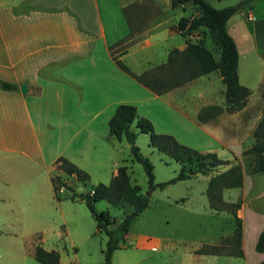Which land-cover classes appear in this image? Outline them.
<instances>
[{
  "label": "crops",
  "instance_id": "crops-1",
  "mask_svg": "<svg viewBox=\"0 0 264 264\" xmlns=\"http://www.w3.org/2000/svg\"><path fill=\"white\" fill-rule=\"evenodd\" d=\"M203 1L215 9L236 8L242 2L227 21L226 28L238 56V82L250 95L240 111L223 112L201 124L195 116L200 108L215 105L205 103V88L214 80L221 82L217 72L183 85H196L194 98L202 101L198 104L201 106L196 105L186 112L182 106L179 109L175 101L178 94L174 92L182 86L157 96L121 71L113 60L120 61L133 75L164 64L169 50H182L186 45V39L175 27L180 18L192 13L193 8L188 4L171 8L169 0H0V82L10 85L9 90L0 89V210L16 193V182L30 177L17 173L18 168L21 171L24 167L41 169L48 174L50 182L57 176L73 189L75 177L56 168L57 158H64L87 175L88 166L103 168L111 162L114 139L108 135L107 122L121 104L135 107L137 116L147 119L158 134L172 135L169 117L179 116L189 125L195 122L208 142L202 153H215L228 162L243 157L241 152L250 148L253 140L250 134L245 146L241 133H252L264 104L263 98V102L252 99L249 86L251 83L256 87L264 85L261 54L264 53V0ZM193 14L196 16L197 11ZM134 56L137 58H132ZM252 60L258 63L259 71L255 70ZM22 86L24 92L20 90ZM223 91L224 85L220 91L222 97ZM252 104H256L257 114L250 111ZM148 105L155 106L156 113L146 109ZM218 106L224 108V102ZM154 121L159 123V130ZM20 125L32 132L33 150L23 134L15 133ZM107 146L110 149L101 156L95 154L96 149ZM90 149L93 152L86 154ZM5 160L11 161L14 172L4 165L2 169ZM226 168L201 177L207 182L210 176ZM110 173L112 177L115 170ZM128 178L132 184L129 174ZM11 180H15V184L5 185ZM263 186L264 183L261 189ZM263 227L264 224L255 231L254 243ZM132 240L140 250L154 252L159 246L158 240L145 236ZM193 256L194 264L245 261V254L243 258ZM256 256L253 264L263 261L264 254ZM218 259L227 261L218 263Z\"/></svg>",
  "mask_w": 264,
  "mask_h": 264
},
{
  "label": "rangeland",
  "instance_id": "rangeland-1",
  "mask_svg": "<svg viewBox=\"0 0 264 264\" xmlns=\"http://www.w3.org/2000/svg\"><path fill=\"white\" fill-rule=\"evenodd\" d=\"M195 10L193 8L189 15L190 18L194 16ZM191 36L195 42L201 41L215 59L218 58V53L210 44L204 30L194 31ZM177 37L180 39L179 36ZM261 54L264 59V53ZM132 58L136 59L137 56ZM252 63L255 70L259 71L258 63L254 60ZM249 86L252 99L263 102L264 85L256 87L257 85L251 83ZM222 87L221 82L217 80L206 87L207 100L205 103L220 105L223 102L220 93ZM196 88V85L182 86L174 92L178 94L175 101L179 109L182 106L183 111L190 112V109L199 103L202 104L201 100L194 98ZM147 108L150 112L156 113L155 106L148 105ZM250 111L258 113L256 104L251 105ZM169 118L171 120L169 126L172 130L170 136L178 144L199 153L204 152L208 142L197 123L189 125L179 116L175 119L174 117ZM154 124L156 130H159V123L154 121ZM131 129L136 131L134 124L131 125ZM15 133L23 134L27 144H31L30 149L33 150L31 131L20 125ZM250 134L242 131L241 138L244 145L249 141ZM134 145L138 148L139 154L152 165L154 185L165 183L178 173L177 163L148 146L146 134L136 132ZM100 149H96L95 154L98 156L108 151L110 146ZM91 152H93L91 149L87 150L86 154H91ZM110 153L111 162H108L105 167H87L90 178L86 182L81 183L75 180V187L72 189L61 180L66 186L56 193L53 191L48 174L46 175L43 170L28 167L22 168V171L21 168L16 170L17 173L29 174L30 177L16 182L17 184L15 180L5 183V185L8 184L7 186L9 183L15 184L17 191L12 199H7L2 204L0 210V264H39L32 256L35 247H40L45 251H54L62 264H103L102 251L106 237L103 233L96 232L95 222L80 197L89 194L97 184L108 185L111 179L110 172L119 166H125L131 183L139 186L143 195L147 193L149 195L146 209L131 222L126 234L128 236L123 237L119 243L120 247L112 253L110 264H194L195 257L192 254L194 249L203 245L217 244L220 238L230 236L233 227L231 216L227 213L212 214L207 209L204 178L192 177L169 184L163 189L148 188L142 167L130 160L128 144L125 141L113 140ZM88 161L89 156L87 155L86 162ZM238 161L243 172L244 185L242 188L224 190L222 199L226 203L239 199L242 203L236 216L241 219L244 230L242 249L245 261L240 259L232 261L235 262L234 264H253L257 260V253L253 250V235L257 228L264 224V196H260L264 194V186L261 189L264 174L251 175L249 173L251 157L243 156ZM3 165L8 167L10 172H14L11 161H2V169H4ZM52 174L49 173V175ZM5 190L2 191L8 192V189ZM257 192L259 194H256ZM72 195H74L73 198H71ZM93 208L96 212H107L116 222L123 217L122 209L104 200L94 202ZM138 236L158 240L157 251L137 249L132 239ZM206 259L213 261L212 258ZM216 261L224 263L227 260L218 259Z\"/></svg>",
  "mask_w": 264,
  "mask_h": 264
},
{
  "label": "trees",
  "instance_id": "trees-1",
  "mask_svg": "<svg viewBox=\"0 0 264 264\" xmlns=\"http://www.w3.org/2000/svg\"><path fill=\"white\" fill-rule=\"evenodd\" d=\"M169 1L171 8L188 4L196 9V16L180 18L175 29L183 38L194 31L204 30L211 45L217 51L218 58L215 59L211 51L201 41L193 43L186 40V45L182 50L171 49L168 51L164 64L145 70L139 75L131 74L120 61L113 59L115 65L157 96L179 88L200 76L217 72L221 83L224 85V108L218 105L204 106L196 113V121L203 124L214 120L223 112L231 114L240 111L245 106L250 91L238 82V56L234 42L228 35L226 28L227 21L238 9L234 6L215 9L203 0ZM247 1L249 0H244V3ZM0 89L9 90L10 85L0 82ZM262 97L264 98V93ZM132 124H134L136 131L131 129ZM107 130L111 138L116 141L123 140L128 144L130 160L142 167L148 188L163 189L169 184L190 179L197 175L208 176L215 170L226 166L227 168L224 171L213 174L208 178L204 196L210 213H227L231 216L233 225L231 234L228 238H220L217 244L199 247L193 251V254L197 256L244 257L242 221L236 217L241 201L237 199L232 203H226L222 199L224 190L242 187L243 174L241 166L235 158L232 162L223 161L215 153H199L178 144L170 135L154 133L151 123L143 117H138L135 107L131 105L121 104L116 106L107 122ZM136 132L146 134L150 148L166 155L178 164V173L175 177L165 183L153 184L152 165L139 154L138 148L134 145ZM251 137L253 144L250 148L242 151L241 156L251 157L249 169L251 175H261L264 174V104L261 108L260 119L253 129ZM55 162L58 170L67 176L73 175L76 181L84 183L88 180L85 172L64 158L59 157ZM51 183L54 193L66 186L57 176L51 179ZM80 200H83L94 220L96 232L103 233L106 237L102 251L103 264H110L112 253L118 249V243L127 234L131 222L146 209L148 199L141 193L139 186L130 184L127 168L119 166L108 185H95L89 194L81 196ZM98 200H104L110 205L122 209V219L115 223L107 212H96L93 203ZM124 209L129 211L126 213ZM253 250L256 253L264 254V227L257 235ZM32 256L39 264H62L59 262L57 253L45 251L40 247L34 248ZM258 264H264V260Z\"/></svg>",
  "mask_w": 264,
  "mask_h": 264
},
{
  "label": "built area",
  "instance_id": "built-area-1",
  "mask_svg": "<svg viewBox=\"0 0 264 264\" xmlns=\"http://www.w3.org/2000/svg\"><path fill=\"white\" fill-rule=\"evenodd\" d=\"M247 18L250 19L249 16H247ZM191 34H192V33H191ZM191 34L187 35V36H186V39H187V41H189V42H193V43H194L195 41H194V38L191 36ZM152 250H153V249H152Z\"/></svg>",
  "mask_w": 264,
  "mask_h": 264
},
{
  "label": "water",
  "instance_id": "water-1",
  "mask_svg": "<svg viewBox=\"0 0 264 264\" xmlns=\"http://www.w3.org/2000/svg\"><path fill=\"white\" fill-rule=\"evenodd\" d=\"M239 4H240V5H237L236 8H239V7L242 5V2H240ZM24 89H25V87L22 86V87L20 88L21 92H24ZM148 195H149V194L147 193V194L145 195V197L147 198Z\"/></svg>",
  "mask_w": 264,
  "mask_h": 264
}]
</instances>
